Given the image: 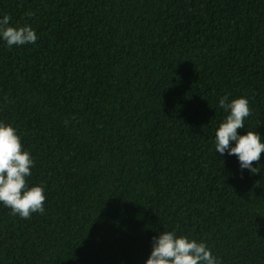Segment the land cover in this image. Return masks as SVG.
Instances as JSON below:
<instances>
[{
	"label": "trees",
	"instance_id": "1",
	"mask_svg": "<svg viewBox=\"0 0 264 264\" xmlns=\"http://www.w3.org/2000/svg\"><path fill=\"white\" fill-rule=\"evenodd\" d=\"M34 44L0 41V121L33 160L43 213L0 204V264H144L159 230L221 264H264L258 173L215 152L248 98L264 140V0H0ZM256 162H253L255 165Z\"/></svg>",
	"mask_w": 264,
	"mask_h": 264
},
{
	"label": "clouds",
	"instance_id": "2",
	"mask_svg": "<svg viewBox=\"0 0 264 264\" xmlns=\"http://www.w3.org/2000/svg\"><path fill=\"white\" fill-rule=\"evenodd\" d=\"M0 41L9 48L34 44L37 34L29 24L12 25L7 14L0 16ZM217 106L226 115L218 124L214 134L215 152L235 157L241 171L258 173L256 165L264 152V140L257 131H245V118L250 114L248 98L228 94L218 97ZM253 162H256L255 165ZM34 160L30 152L23 148L17 129L10 123L0 121V204L11 213L28 218L32 213L44 212L46 196L39 184L29 186ZM144 264H221L218 256L202 240L178 234L174 228L159 230L152 237L151 251Z\"/></svg>",
	"mask_w": 264,
	"mask_h": 264
}]
</instances>
